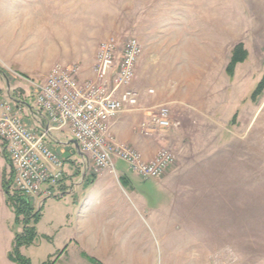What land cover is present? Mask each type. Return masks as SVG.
Listing matches in <instances>:
<instances>
[{
    "label": "rangeland",
    "instance_id": "374dc122",
    "mask_svg": "<svg viewBox=\"0 0 264 264\" xmlns=\"http://www.w3.org/2000/svg\"><path fill=\"white\" fill-rule=\"evenodd\" d=\"M130 37L142 53L130 83L139 100L129 109L167 107L170 126L155 132L166 139L177 128L175 152L161 145L175 160L159 178L143 179L113 158L131 179L125 188L181 219L166 228L155 264H264V89L251 98L264 73V0H0V98L9 85L30 101L31 81H44L57 64L92 77L100 44ZM237 43L247 56L228 73ZM5 155L0 140V264H17L8 253L24 226L35 231L19 248L30 264H82L55 220L65 202L37 198L41 221L15 220L2 186L3 174L11 178ZM172 172L178 176L161 181ZM7 194L21 196L12 180Z\"/></svg>",
    "mask_w": 264,
    "mask_h": 264
},
{
    "label": "built area",
    "instance_id": "2783aa9c",
    "mask_svg": "<svg viewBox=\"0 0 264 264\" xmlns=\"http://www.w3.org/2000/svg\"><path fill=\"white\" fill-rule=\"evenodd\" d=\"M142 53L136 37L122 42L104 41L98 47L91 68L92 77L82 78L77 65L57 64L44 81H31L34 122L27 123L22 108L9 96L0 98V140L10 168L12 188L26 200L39 205L56 196L63 179L64 160L47 142L51 130H68L78 143L80 173L115 172L113 158L143 179L159 178L173 164L175 156L159 150L145 161L136 149L119 144L109 125L123 110L138 104L139 92L130 87L135 66ZM12 90L15 87H12ZM169 108L161 106L148 115L141 129L150 132L170 126ZM47 120L42 126V119Z\"/></svg>",
    "mask_w": 264,
    "mask_h": 264
},
{
    "label": "crops",
    "instance_id": "0c3cea01",
    "mask_svg": "<svg viewBox=\"0 0 264 264\" xmlns=\"http://www.w3.org/2000/svg\"><path fill=\"white\" fill-rule=\"evenodd\" d=\"M100 36L91 38L93 54ZM10 91L12 88L6 87L7 96H13ZM13 97L21 101L16 103L22 108L25 121L34 122V97L30 101ZM148 115L144 109H126L109 125L115 141L136 149L145 161L151 160L161 145L172 151L177 149V128H172L166 139L158 137L157 129L148 133L141 129ZM42 123L45 127L47 120L43 118ZM72 139L68 130H51L47 134V142L64 160V175L56 198L65 204L56 211L55 220L59 231H67V248L74 247L82 264H155L160 241L168 235L166 228H176L181 219L170 221L162 210L147 206L132 185L125 188L122 181L126 185L131 183L125 173L102 170L83 176ZM184 156L183 151L179 152L178 157ZM176 176L172 172L161 181L168 182ZM42 217L40 213L39 222Z\"/></svg>",
    "mask_w": 264,
    "mask_h": 264
},
{
    "label": "trees",
    "instance_id": "16d2710c",
    "mask_svg": "<svg viewBox=\"0 0 264 264\" xmlns=\"http://www.w3.org/2000/svg\"><path fill=\"white\" fill-rule=\"evenodd\" d=\"M247 56V51L244 49V46L242 43H237L232 51L231 56L229 59V62L226 66V71L228 73H232L235 65L239 62H243ZM264 89V73L259 79V81L256 84V87L252 91L251 98L256 99V97L262 92ZM6 158V155H5ZM7 162L8 158H6ZM93 177V176H92ZM10 185V180H5L4 174L2 175V186L5 189V193L7 195V199L12 201V207L15 213V220L18 221L20 216H24L25 223L28 222L29 219H33L34 222H37L40 218V210L34 209L33 203L29 202L22 196H18L17 198L9 197L7 194V187ZM10 198V199H9ZM14 201V202H13ZM26 226L23 227V234H17L15 235L13 246L11 251L8 253V258L11 261H14L17 264H30V261L28 258L22 256L19 252V248L22 245V243H28L30 242L31 238L34 236L35 231L33 228H27ZM14 253V255H13Z\"/></svg>",
    "mask_w": 264,
    "mask_h": 264
},
{
    "label": "water",
    "instance_id": "95a60500",
    "mask_svg": "<svg viewBox=\"0 0 264 264\" xmlns=\"http://www.w3.org/2000/svg\"><path fill=\"white\" fill-rule=\"evenodd\" d=\"M7 87H9V85H7ZM9 96H10V98H11L13 101H15V102H21L20 100L15 99V98H14L13 96H11V95H9ZM71 143H73V144L75 145V148H76V151H77L78 156H79V157H82V153H81L80 150H79V146H78L77 141H76L75 139H72V140H71ZM82 175L85 176V173H83Z\"/></svg>",
    "mask_w": 264,
    "mask_h": 264
}]
</instances>
